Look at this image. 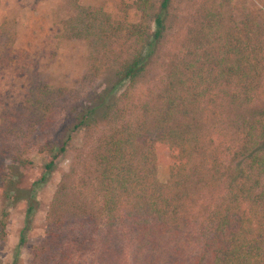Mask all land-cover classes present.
Here are the masks:
<instances>
[{"label":"trees","instance_id":"1","mask_svg":"<svg viewBox=\"0 0 264 264\" xmlns=\"http://www.w3.org/2000/svg\"><path fill=\"white\" fill-rule=\"evenodd\" d=\"M76 1L58 21L61 38L93 45L119 35L131 51L121 57L106 43L90 80L107 56L113 80L84 93L26 70L23 106L0 111V200L7 205L0 209V250L7 207L20 198L18 179L33 166L28 152L35 149L43 160L34 188L23 194L31 198L85 131V152L77 150L57 189L33 264H264V149L258 155L244 145L227 162L207 148L206 137L224 102L251 103L260 91L262 27L241 16L232 0H201L179 47L148 88L143 80L165 30L169 0H136L150 18L113 26L108 17L106 29L92 8ZM17 36L16 23L3 18L0 68L13 62ZM259 116L264 145V106ZM161 163L169 167L164 183L157 178ZM217 184L224 193L214 201L211 191L203 192ZM33 209L30 203L22 231ZM75 256L85 262H74Z\"/></svg>","mask_w":264,"mask_h":264},{"label":"rangeland","instance_id":"2","mask_svg":"<svg viewBox=\"0 0 264 264\" xmlns=\"http://www.w3.org/2000/svg\"><path fill=\"white\" fill-rule=\"evenodd\" d=\"M71 0H0V22L9 18L16 23L17 40L13 45L14 60L7 68H0V111L5 106L18 108L23 106L26 86L27 69H37L43 81L52 85H64L67 88L84 93L93 89L110 85L113 80V60L107 56L100 63L99 75L91 82L92 69L97 64L95 60L99 53L111 49L116 55L125 57L131 51L130 45L122 36L112 37L97 44H90L84 40H66L58 35V21L65 17L66 8ZM158 3L160 0H153ZM201 0H169L165 16V30L157 43L150 68L147 73L145 86L155 85L164 68L180 45L187 25L195 14ZM78 6L92 8L96 20L102 23L103 29L108 28L104 22L109 17L113 26L121 23H135L142 18H150L136 7V0H78ZM239 6V12L245 19L249 18L259 25L264 33V0H232ZM98 33V31H96ZM111 34V31L109 32ZM122 35V34H121ZM264 39V37H263ZM147 88V89H148ZM121 91V90H120ZM225 104L221 116L214 117L207 126V148L227 162L232 160L235 153H239L244 145H249L250 152L261 155L264 149L260 125V112L264 106V82L260 91L252 98L251 103ZM88 140L85 131L78 132L74 139V149L60 158L56 171L48 181L35 188L33 197L23 196L34 188L42 172V156L35 149L28 152L33 166L27 168L20 179L18 187L20 198L14 204H9V222L7 225V240L0 250V264H33V247L44 239L46 217L51 202L59 188L65 173L75 156L85 152L84 144ZM250 141V142H249ZM239 156L235 162L245 159ZM169 167L161 163L157 167V178L164 183L168 180ZM26 191V192H25ZM211 191L214 201L224 193V186L217 184L212 190H205L204 195ZM26 195V194H25ZM29 197V198H28ZM211 197V198H212ZM30 199V200H29ZM31 203L33 212L31 220L26 226L25 211ZM6 202L0 200V209ZM23 237V240H21ZM123 253L127 250H123ZM88 256V255H87ZM128 256V252L124 255ZM82 260L80 256L73 257V261ZM87 260V257H86ZM87 264V263H86ZM121 264H128V259Z\"/></svg>","mask_w":264,"mask_h":264}]
</instances>
